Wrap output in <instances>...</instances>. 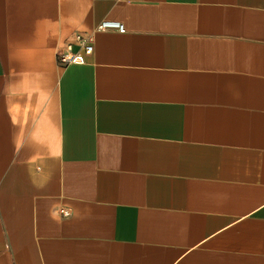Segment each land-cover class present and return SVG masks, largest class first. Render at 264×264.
I'll return each mask as SVG.
<instances>
[{
    "label": "crops",
    "instance_id": "0c3cea01",
    "mask_svg": "<svg viewBox=\"0 0 264 264\" xmlns=\"http://www.w3.org/2000/svg\"><path fill=\"white\" fill-rule=\"evenodd\" d=\"M0 264H264V0H0Z\"/></svg>",
    "mask_w": 264,
    "mask_h": 264
},
{
    "label": "built area",
    "instance_id": "2783aa9c",
    "mask_svg": "<svg viewBox=\"0 0 264 264\" xmlns=\"http://www.w3.org/2000/svg\"><path fill=\"white\" fill-rule=\"evenodd\" d=\"M108 29H117L120 32L125 31V27L122 23L114 20H104L95 27L94 32ZM94 32L87 35H77L74 41L68 43L61 49L58 54L59 61L64 65L84 63L85 56L93 52ZM74 45L79 47V49L75 50ZM61 213L63 215L70 214L66 209H62Z\"/></svg>",
    "mask_w": 264,
    "mask_h": 264
}]
</instances>
